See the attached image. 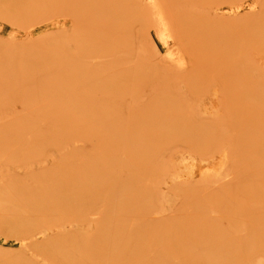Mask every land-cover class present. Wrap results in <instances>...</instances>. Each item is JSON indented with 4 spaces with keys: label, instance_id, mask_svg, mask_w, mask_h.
Instances as JSON below:
<instances>
[{
    "label": "bare ground",
    "instance_id": "1",
    "mask_svg": "<svg viewBox=\"0 0 264 264\" xmlns=\"http://www.w3.org/2000/svg\"><path fill=\"white\" fill-rule=\"evenodd\" d=\"M86 1L64 0L68 18L38 20L21 32L14 29L17 7L0 3V59L33 50L60 27L62 57L80 66L78 51L97 29V18L83 23L77 17ZM124 1L106 0V70L102 62L84 83L60 85V95L84 89L62 106L47 98L34 102L62 141L77 131L71 147L106 161L80 168L91 177L68 199L74 223L20 238L18 251L34 242L63 243L65 251L56 252L61 264H106V243L152 255L224 247L264 254V25H248L264 1L165 0L163 18L161 0H128L153 9L158 22L145 30L122 25L127 11L117 7ZM187 4L190 10L180 14ZM8 88L14 83H1L0 111L31 107L23 93ZM64 158L58 151L45 165ZM30 168L0 164V201L10 202L11 190L22 185L10 174ZM85 210H93L94 221L78 217ZM68 248L77 250L65 256Z\"/></svg>",
    "mask_w": 264,
    "mask_h": 264
},
{
    "label": "rangeland",
    "instance_id": "2",
    "mask_svg": "<svg viewBox=\"0 0 264 264\" xmlns=\"http://www.w3.org/2000/svg\"><path fill=\"white\" fill-rule=\"evenodd\" d=\"M143 2L139 1L131 5L125 0L124 4L117 7L120 11L123 9L127 11V14L126 12L123 14L125 21L122 23L123 26L137 25L145 30L158 22L153 9L145 6ZM0 3L2 6L14 9L17 7L18 13L14 19L16 24L14 29L17 32L32 26L38 20L70 16L69 10L63 9L64 0H0ZM159 3L160 8H163L159 12L163 18L168 17L166 13L169 9L167 4H163L165 0ZM81 7L84 12L77 16L81 18L80 22L97 18V23L94 24L97 29L87 39L86 46H82L78 51L82 54L83 60L80 66H73L68 58L62 57L59 42L63 38L56 33L60 27L46 34L33 50L18 57L4 56L0 59V86L2 82L14 83V89H8L16 94L23 93L25 102H33L26 110L0 111V164H6L11 169H16L20 165L31 166L27 172L10 174L12 180L20 181L22 185L18 189L11 190L10 193H14V198L10 202L6 203L5 198L0 201V264H46L47 260L51 261L47 264H61L56 259L63 261L62 255L59 257L56 252H60L62 246L65 251V244L48 246L45 241L34 242L24 248L23 253L18 251L20 238L32 236L35 232L45 230L49 225H59L62 221L73 222L77 216L71 211L73 201L69 205L68 199L74 197L72 189L77 184L81 185L82 181L91 177L80 173V168L88 162L106 161V157L98 153L86 159L87 151L74 150L71 147L75 144L73 140L78 136L77 131L70 136L69 141H62L56 131L42 120L43 111L37 109L34 103L36 100L42 103L47 98L48 101L55 102L53 106H62L63 100L84 89L74 88L60 95V85L84 83L102 62L106 70V0H89ZM188 10H190L188 4L182 8L178 7L180 14L187 13ZM260 13L257 18L251 19L249 27L264 25V14H262L264 11ZM80 28L79 33L84 31L83 26ZM87 31H84L86 38ZM260 47L263 48L262 45ZM44 93L49 95L38 98V94ZM34 104L35 107L32 108ZM58 143L69 145L61 149L65 153L64 161L45 165L51 157L54 158L58 151H61L56 147ZM41 165H45L46 168L41 169ZM4 176L0 174V179ZM92 211L85 210L78 217L87 218L88 222L94 221L91 218L95 217H92L93 214L90 215ZM170 212L174 214L180 211ZM175 227L166 225V229ZM217 235L219 234H210V236ZM223 242L228 243L227 236H224ZM107 244L106 264H116L117 261L118 264H255L261 259L264 261V254L245 253L243 250L226 251L225 247L214 252L152 255L128 253L122 248L113 249L112 245ZM76 250V248H68L65 256L68 254L70 256ZM147 259L148 261H145Z\"/></svg>",
    "mask_w": 264,
    "mask_h": 264
}]
</instances>
